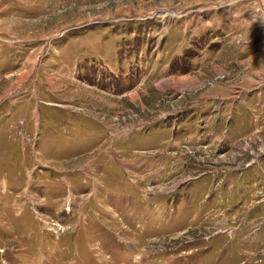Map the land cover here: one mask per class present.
<instances>
[{
	"label": "rangeland",
	"instance_id": "rangeland-1",
	"mask_svg": "<svg viewBox=\"0 0 264 264\" xmlns=\"http://www.w3.org/2000/svg\"><path fill=\"white\" fill-rule=\"evenodd\" d=\"M0 99V264L264 261V0H0Z\"/></svg>",
	"mask_w": 264,
	"mask_h": 264
},
{
	"label": "crops",
	"instance_id": "crops-1",
	"mask_svg": "<svg viewBox=\"0 0 264 264\" xmlns=\"http://www.w3.org/2000/svg\"><path fill=\"white\" fill-rule=\"evenodd\" d=\"M5 98H2V99H5ZM2 99H0V102H3L1 101ZM257 158L258 159L252 158V160L250 161L251 163L247 164V168H251V169L246 170L245 176L243 178L233 177L234 180L237 182L245 181V184L247 185V188L249 187V190L246 189V190H243L242 193H238L237 195L234 194L237 198H235V200L231 201V203H228V204L232 206L239 205L240 206L238 208L239 216L242 217L245 215V213L248 212L249 221H251V223H247L245 227L238 225L239 226L238 236L241 237L240 232L242 231L248 232V230H252L253 228H254L253 230H255L257 222L259 221L263 222V225H262L263 227L261 226L262 232L259 234L258 233L255 234V237L252 239H249V238L244 239L243 237L236 239L235 246L237 247L254 248V247L264 246V190H263L264 188L258 186V181L260 180V178L261 177L264 178V157L261 156V158L259 157ZM7 180L9 179L7 178ZM5 185H10V183H5ZM241 187L242 186H239L238 190ZM227 201H229V198L227 199ZM5 208H6V205L3 209ZM241 221H242V218H241ZM257 250L259 251V249H256L253 254L252 253L249 254L245 251H240V252L235 251V253H232V255H230L228 258L223 259L224 261H221L219 264H232L235 262H238L239 264H264V261H259V257H258L259 253H257Z\"/></svg>",
	"mask_w": 264,
	"mask_h": 264
}]
</instances>
